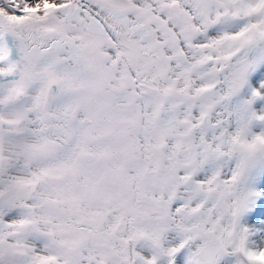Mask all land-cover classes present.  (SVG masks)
<instances>
[{"label":"snow or ice","instance_id":"6c2138e0","mask_svg":"<svg viewBox=\"0 0 264 264\" xmlns=\"http://www.w3.org/2000/svg\"><path fill=\"white\" fill-rule=\"evenodd\" d=\"M0 264H264V0H0Z\"/></svg>","mask_w":264,"mask_h":264}]
</instances>
